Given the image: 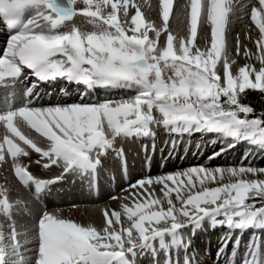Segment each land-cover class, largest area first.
Returning a JSON list of instances; mask_svg holds the SVG:
<instances>
[{
	"label": "snow or ice",
	"instance_id": "6c2138e0",
	"mask_svg": "<svg viewBox=\"0 0 264 264\" xmlns=\"http://www.w3.org/2000/svg\"><path fill=\"white\" fill-rule=\"evenodd\" d=\"M32 5H44L50 10L43 19L53 28L77 13L89 18L92 28L84 30L74 24L56 34L28 27L14 32L0 53V78L16 77L20 65H27L42 73H67L83 82L137 80L144 85V91L130 100L24 106L0 114L4 129L0 161L7 164L11 160L19 181L30 175L27 165L19 162L20 157L29 156V149L38 154L34 163L45 168L59 157L70 164L86 163L91 150L109 143L106 137L142 122H184L208 130L224 129L233 136L241 130L264 139V120L259 116L249 120L247 116L253 109L239 102L246 89L264 91V47L260 46L264 44V0L251 4L224 0L219 51L213 45L219 16L216 0H188L177 5L175 19L181 26L177 31L182 32L186 26L187 35H177L175 44L173 29L168 26L173 0H159L163 21L159 25L142 19L141 6L132 0H83V7L75 13L73 8H58L52 0H0V19L15 21ZM130 7L134 12L130 13ZM245 9L260 33L257 51L246 44L241 46L237 35L236 52L246 58L254 56L259 67L245 62L233 73L230 64H235V60L229 58L226 25L237 11L244 14ZM118 12L123 16L119 21ZM198 20L201 25H210V46L194 43ZM26 23L35 28L33 21ZM162 32L166 38L158 45ZM245 38H251L247 32ZM56 54L64 56L67 65L49 61ZM26 129L38 135L33 136ZM223 151L224 148L219 149L208 159ZM29 162H33L31 158ZM153 184L160 186L161 195H157ZM123 190H131L133 202L125 203L129 198L125 196L120 205L122 211L109 212L105 207L102 226L63 217L60 209L51 214L45 212L37 225L35 264H109L113 258L132 253L140 241L151 236L208 219L214 224L234 220L242 223L264 214V168L190 166L142 177ZM11 191L7 185H0V208L5 211ZM12 239L15 240L14 232Z\"/></svg>",
	"mask_w": 264,
	"mask_h": 264
},
{
	"label": "bare ground",
	"instance_id": "6f19581e",
	"mask_svg": "<svg viewBox=\"0 0 264 264\" xmlns=\"http://www.w3.org/2000/svg\"><path fill=\"white\" fill-rule=\"evenodd\" d=\"M83 4V0H79ZM188 0H173L172 11L170 12L168 26L173 29L174 36L187 35L186 26L182 32H178L181 26L175 19L177 5H184ZM235 2V0H234ZM254 0H240V3H253ZM133 4L141 6L142 19H151L155 24L159 25L163 23L160 17L159 0H132ZM218 6V19L214 25V36L213 45L214 49L221 47V39L219 36L221 30V22L223 18V5L224 0H216ZM110 7V5H109ZM239 8V5H237ZM36 10V11H35ZM42 10L41 13H39ZM130 13L134 12V9L130 7ZM50 13L44 5H32L27 11L25 10L22 17L15 20L18 25L12 29L8 28V25L3 19H0V27L5 26V30L0 29V53L3 52L5 44L9 38V34L23 30L28 27L30 30L41 31L44 34H56V31L61 28H70L74 24L82 27L85 30H91V24H82L80 20L75 22L76 19L65 20L57 27L53 28L50 22L43 19V15ZM240 15L239 21L235 22L231 19L229 25H226L227 37H228V50L231 52L230 59L235 60V64H230V71L235 72L239 66H243L245 62L251 63L256 67H259V62L256 61L255 57H244L242 52H236V39L239 35L241 46L247 45L250 50L256 52V39L259 37V30L254 22L251 21L250 16L245 13L237 11ZM231 17V13L229 14ZM23 19L21 23L19 19ZM258 18H260L258 16ZM122 13L118 12V21L122 20ZM264 19V18H261ZM33 21V25L27 24V21ZM14 22H10L12 24ZM19 23V24H18ZM130 23V17H129ZM259 23V21H258ZM246 25L241 28V25ZM48 25V26H47ZM16 26V25H15ZM193 29H195V22L193 23ZM264 31V27H262ZM151 32V31H149ZM248 33L250 39L245 38V33ZM208 34L209 44L206 45V36ZM165 33H161L158 45L163 43L165 39ZM194 43L200 44L201 47L210 46V25L206 23L200 24L198 20L197 25V37ZM49 61L63 62L67 65V61L64 56L56 54L49 57ZM218 68L222 66L217 64ZM22 65H20V71L16 77L0 78V112L6 113L7 111H15L20 107H50V106H68L73 103H102L105 101L114 100H130L133 99V95L137 92L138 81L120 79L110 81L105 84H98L95 80H89L93 85V89L87 86V82L69 76L67 73L64 75L42 73V80L40 85L35 81L33 74L34 72L28 70L27 72L21 71ZM35 83L34 89L26 91L27 85ZM128 85L126 89L124 86ZM84 90L83 96L78 94ZM47 91V92H46ZM144 91V85L139 90V93ZM138 93V94H139ZM29 96V101H26V97ZM224 129L208 130L206 128H199L195 124H185L184 122H177L175 124H161L155 125L145 122L131 126L128 130L115 133L108 137L109 143L104 145L101 149L100 146H96L90 151L88 160L86 163H69L62 157L56 158V162L50 167H43L42 164H35L34 161L37 159L38 154L34 150L29 149L28 157H20L19 162L26 164L32 170L28 180L19 181L18 178L8 176L4 173L6 167L11 166V160L7 164L0 161V185H7L12 189L8 194V198L11 200L19 201L21 208L19 213L15 209L14 203H9L7 211L0 208V218L2 216L8 219L0 231L7 229L15 233V240L13 245L19 249L20 260L15 264H35L30 256L36 251L38 255V233L32 236L24 237V230L28 225L24 221V206L25 199L29 201L31 207V214L34 219L45 212H55L60 209L63 217L73 218L77 222L81 223H93L94 226H102L103 211L105 207L110 211H122L120 205L123 197L129 196V191L123 190L126 185L132 184L142 177L157 176L165 174L171 171L183 169L191 164H200L207 167H214L212 165L223 164L221 158L228 153V150L220 152V154L213 159H208L211 154L215 151V147L220 144L216 137V141L213 144L209 143V139L217 136ZM3 126L0 125V137L3 135ZM33 136H36L34 130L26 129ZM43 139V138H41ZM149 142V145L154 146V153L150 150V153L146 154V150L140 146L142 143ZM148 144V143H147ZM186 145L180 150L182 145ZM217 149V148H216ZM214 150V151H212ZM224 153V154H223ZM163 154H168L170 157L163 158ZM31 158L32 163L29 162ZM218 166V165H217ZM67 168V171L64 169ZM10 170V169H9ZM37 177L39 180L48 178L47 185L41 186L37 183V186L32 185L30 179ZM36 179V178H35ZM41 181V182H42ZM46 181V180H44ZM31 183V186H30ZM171 184V182H169ZM49 184V185H48ZM35 187V188H34ZM157 195L159 193V185L153 184ZM143 191V190H141ZM38 192L51 193V197H45L46 204L38 205L35 198ZM145 195H147L145 193ZM174 196L175 193H172ZM40 197V196H39ZM114 197V198H113ZM125 203L131 204L133 197L129 196ZM100 205L98 206V204ZM70 207H75L71 209ZM79 209V210H78ZM69 210V211H67ZM64 212H68L64 214ZM19 217V220L15 222L14 218ZM43 215V214H42ZM33 216H27L32 219ZM123 219V217H121ZM260 218H254L251 221L245 223L234 220L229 224H223L234 230H246L248 228L257 227L260 229L264 225L263 220ZM6 222V221H5ZM31 222V220L29 221ZM216 224L212 223L210 226L204 222H195L193 225L174 230L171 232L164 233L160 236H151L152 241L146 244V241H140L136 245L132 253H125L123 257L113 258L109 264H165L163 261L160 262L161 257H164V253L171 255L167 264H198L194 262L196 258L200 264H208V260L199 253L198 248L201 251H207V247L201 238L202 233H214L217 229H214ZM9 233V232H8ZM29 234V233H28ZM26 238V239H25ZM1 241V238H0ZM223 243V242H221ZM146 244V245H145ZM183 247V248H182ZM144 248V249H143ZM153 248V249H152ZM177 256L174 254V250L178 249ZM218 248V245L213 241L209 250ZM155 250L156 251H151ZM221 252L212 254L211 263L209 264H220L224 262L225 250L228 248H222V244L219 245ZM173 253V254H172ZM213 253V252H211ZM169 254L167 256H169ZM183 256V261L179 262L176 257ZM188 256V257H187ZM151 257V258H150ZM191 257V258H189ZM0 256V264H3ZM149 258L153 261L148 263ZM203 262H200L202 260ZM168 257L165 258L167 261ZM159 262L155 263V261Z\"/></svg>",
	"mask_w": 264,
	"mask_h": 264
},
{
	"label": "rangeland",
	"instance_id": "374dc122",
	"mask_svg": "<svg viewBox=\"0 0 264 264\" xmlns=\"http://www.w3.org/2000/svg\"><path fill=\"white\" fill-rule=\"evenodd\" d=\"M69 1L71 2L72 6L74 8V13L76 10L79 9V7H83V4L79 0H69ZM26 11H27V9H26ZM41 12H42V10L39 13H41ZM73 18L76 19L75 22H78V20H80V22L82 24H84V25L88 24L89 18L84 17L82 14L77 13V15H74ZM239 18H240V15L236 12L235 17L232 19L235 22H238ZM72 19H70V20H72ZM48 22L49 21H47V24H48ZM245 26L246 25L243 24V25H241V28L243 29V27H245ZM0 29L5 30V27L1 26ZM69 29L70 28H61V29L57 30L56 33H59V32L65 31V30H69ZM9 35H11V34H9ZM149 35L151 36L152 33L149 32ZM175 37L176 36H174V44L176 43ZM158 42H159V40H158ZM260 46L264 47V44H262ZM255 47L257 50V43H256ZM219 49H220V47H217L215 50L219 51ZM221 80H222V73H221ZM88 84L91 85V83H88ZM127 87H128V85H125L124 89H126ZM142 87H143V84L138 82V87L136 90L137 92L134 93L133 98H135L138 95L139 90H141ZM262 92L264 93V91H262ZM83 93L84 92L81 91L78 94V96L85 95ZM114 101H118V100H114ZM0 114H3V113L0 112ZM145 123L146 124L148 123L149 125H151L152 123L155 125L156 124L157 125L162 124L161 122H157V121H149V122H145ZM221 133H218L217 136L210 138L209 143L213 144L214 142H217L216 141L217 139L219 140V138H221L220 144L217 147H215V149H214L215 151L214 150H212V151L217 152L219 149L224 148L225 150H228V153L226 152L225 155L223 156V158H221V161L223 162V164L220 163V164H216V165H212V166L215 167L218 165L221 167H228V166L237 167V166L243 165V166L254 167L257 169L264 168V139H260V138L256 137L255 135L249 136L245 132L240 133L238 135L239 137H237L236 135H235V137H233L232 134L230 132H227L226 130H223ZM216 137H218V138L216 139ZM106 138L108 139V137H106ZM146 143H148L146 148L149 150V152H148V150L146 152L150 153V149L151 148L153 149V147H151V145H149V142H146ZM229 145H232V146L229 147ZM140 146L143 147L141 144H140ZM144 148L145 147H143V150H145ZM183 148H184L183 151H185V148H186L185 144H184V146L182 145L180 150H182ZM162 157L165 159L167 157H170V155L163 154ZM197 165H200V164H191V165H188L186 167L197 166ZM28 169L30 171H32L29 168V166L27 165V170ZM4 173L7 174L8 176H12V177L16 178L15 173H14L11 166L6 167L4 170ZM34 180H37L38 181L37 183L38 184L40 183L41 186L47 185V183H49V181H50V180L47 181L48 178L44 179L46 181H44V180L42 181V180H39L37 177H32L30 179V182L34 186L37 185V183L34 184ZM31 183H30V186H31ZM36 187H38V186H36ZM35 194H36L35 200H36L37 204L40 206L46 204L45 197L46 198L51 197V195H50L51 193H47V192L46 193L45 192H38ZM8 201H9V203H11V204L14 203L16 205L15 209H17V213H19L20 208H21V203H19V201H15V200L13 201L10 198H8ZM99 205H100V203L98 204V206ZM30 207H31V205H30L29 201L25 199V206H24V217L25 218H24V221L28 225V227L25 228L23 236L26 238L34 235L35 229H36V233H37L38 221L42 217V214H44V213H42L34 219L35 215L33 216L31 214ZM70 208L76 210L75 207H70ZM67 211H69V210H67ZM48 213L51 214L52 212H48ZM66 213H68V212H64V214H66ZM26 215L27 216H33V218L30 219V218L26 217ZM257 217L260 218L259 219L260 221L261 220L264 221V214H258ZM257 217H255V218H257ZM15 220L16 221L19 220L18 214H17V217L14 218L13 221L15 222ZM30 220H31V222H29ZM7 221H8V219L6 217L2 216L0 218V227H2L5 223H7ZM203 222L209 226L212 223H214L211 219L204 220ZM243 223H245V222H243ZM212 227H214V229H217V228H219V229H217V231L214 233L205 232V233H202V235H201V238L204 239L203 245H205L208 248L207 251H202V252H200L201 248L200 247L198 248L201 256L204 258H207L204 260H208L211 263V259H213L211 257L212 254L221 252V249H219V245L222 244V248H224V247L228 248V251L225 250L224 255L226 257L224 259V262L223 263L221 262L220 264H264V225L260 229H257V227H254V228H248L244 231L229 230V227L223 225V223L222 224H216ZM10 234H11V231H7V229H3L0 231V238H1L0 256L2 255L1 260H3V264H15V262L19 261L21 258L20 254H19L20 253L19 249H17L13 245L14 240L12 239V236ZM152 239H154V238L153 237L150 238V240H148L146 242V244L148 245V243H150L152 241ZM213 241H215V243L218 245V248L213 249L211 251L209 249H210L211 243ZM221 242H223V243H221ZM152 249H151V251H156V249L155 250H152ZM178 250H179V248L172 251V252H174V254H176V256H177ZM211 252H213V253H211ZM161 254H164V257H161L160 262L163 259H165L166 257H168V258L171 257V255L169 253L162 252ZM168 254H169V256H167ZM30 256L32 257V261L35 262L38 255L35 251ZM150 258H149L148 263L153 262ZM189 258H191V257H189ZM176 259L179 260V262L180 261L182 262L184 258L181 255L179 258L176 257ZM157 262H159V260L155 261V263H157ZM194 262L200 264L199 260L197 258ZM200 262H203V258H202V260H200ZM209 262H208V264H209Z\"/></svg>",
	"mask_w": 264,
	"mask_h": 264
},
{
	"label": "trees",
	"instance_id": "16d2710c",
	"mask_svg": "<svg viewBox=\"0 0 264 264\" xmlns=\"http://www.w3.org/2000/svg\"><path fill=\"white\" fill-rule=\"evenodd\" d=\"M223 99V97H221ZM239 102L247 104L253 111L248 114L247 118L258 117L264 120V93L258 90L246 89L239 97Z\"/></svg>",
	"mask_w": 264,
	"mask_h": 264
},
{
	"label": "water",
	"instance_id": "95a60500",
	"mask_svg": "<svg viewBox=\"0 0 264 264\" xmlns=\"http://www.w3.org/2000/svg\"><path fill=\"white\" fill-rule=\"evenodd\" d=\"M52 2L58 8H73V6L69 0H52ZM73 10H74V8H73Z\"/></svg>",
	"mask_w": 264,
	"mask_h": 264
}]
</instances>
